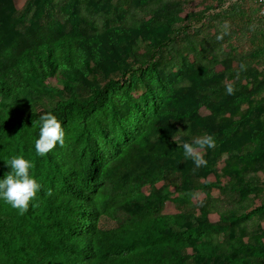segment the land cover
I'll return each instance as SVG.
<instances>
[{
	"label": "trees",
	"instance_id": "1",
	"mask_svg": "<svg viewBox=\"0 0 264 264\" xmlns=\"http://www.w3.org/2000/svg\"><path fill=\"white\" fill-rule=\"evenodd\" d=\"M15 1L0 0V178L20 155L41 188L23 213L0 201V264H264V116L236 147L207 149L204 166L179 155L118 183L212 134L197 91L241 63L240 75L264 71L247 2L213 0L181 19L188 0ZM250 84L243 105L264 96V75ZM47 112L65 144L39 156ZM223 157L228 169L209 180Z\"/></svg>",
	"mask_w": 264,
	"mask_h": 264
},
{
	"label": "rangeland",
	"instance_id": "2",
	"mask_svg": "<svg viewBox=\"0 0 264 264\" xmlns=\"http://www.w3.org/2000/svg\"><path fill=\"white\" fill-rule=\"evenodd\" d=\"M26 0H16L14 5L17 10H20L24 5ZM116 0H108L105 2L101 8H110L114 6ZM206 5L215 6L213 0H188L186 3L182 4V12L179 14V18L185 19L188 13H194L202 10ZM245 10L251 15L254 19L256 18L255 9L249 4L246 3ZM239 52V50H237ZM226 65V64H225ZM227 66V65H226ZM234 64H231V67ZM235 67V66H234ZM187 69H184L180 75H184ZM264 75V71L254 70V72L247 73L245 75H239L237 78L236 74L222 75L217 78L216 81L211 83L206 89L197 91L196 99L199 106V113L202 117L213 118V123L211 125L212 134L216 139V147L213 150H216L217 155H222L223 151L227 152L230 148L236 147L238 144L239 135L242 132V128L247 125L257 124L260 118L264 116V96L263 98L257 101H251L245 105L241 104L244 98L250 100L251 95L255 92L253 87H251V80L255 78H260ZM176 79V76H172L171 81H166L171 83ZM231 85L234 88V93L229 95L227 93V87ZM247 87V88H245ZM238 88V89H237ZM225 115L224 120H219V117ZM251 122V123H249ZM182 144L179 143L180 147ZM206 149L200 150L199 155L202 156ZM175 156L169 157L167 159H161L156 161H140L133 165L130 169L123 171L119 174L118 183L121 184L126 179L146 170L152 168H162L166 167L167 163L175 164L178 160L179 155L184 156L183 151H177ZM186 158V157H185ZM188 160H193L192 158H186ZM227 159L222 158L215 165L214 172L208 176L209 180H215L216 175H220L224 169L227 167ZM225 170V171H226ZM222 180V179H221ZM161 183L157 185L160 187ZM144 192H146L144 190ZM160 195H162L161 189H159ZM175 197V196H174ZM173 197V198H174ZM194 198L198 197V194L193 196ZM163 212L172 213L174 212V203L172 200L166 201L163 204ZM216 216H211L210 221L215 222ZM104 227L111 228L114 226L112 222H104ZM264 242V236H262Z\"/></svg>",
	"mask_w": 264,
	"mask_h": 264
},
{
	"label": "clouds",
	"instance_id": "3",
	"mask_svg": "<svg viewBox=\"0 0 264 264\" xmlns=\"http://www.w3.org/2000/svg\"><path fill=\"white\" fill-rule=\"evenodd\" d=\"M222 38V37H221ZM246 65L240 64V71L236 73L239 78L240 72L246 71ZM227 93L232 95L234 88L229 85ZM39 135L35 140V151L39 156H44L50 150L55 148L57 144L63 147L65 144V131L61 122L57 117L47 112L40 116ZM184 156L192 158L196 167L206 165V161L199 155V151L203 149H213L216 147V139L213 135L205 134L195 138L191 143L184 142ZM11 171L0 178V201L10 205L13 209H17L21 213L26 212L29 203L33 201L40 191L41 185L37 178L31 174L32 162L23 156L17 155L10 158L6 163Z\"/></svg>",
	"mask_w": 264,
	"mask_h": 264
},
{
	"label": "built area",
	"instance_id": "4",
	"mask_svg": "<svg viewBox=\"0 0 264 264\" xmlns=\"http://www.w3.org/2000/svg\"><path fill=\"white\" fill-rule=\"evenodd\" d=\"M249 3L254 9L256 19L260 21L262 29H264V0H243Z\"/></svg>",
	"mask_w": 264,
	"mask_h": 264
}]
</instances>
